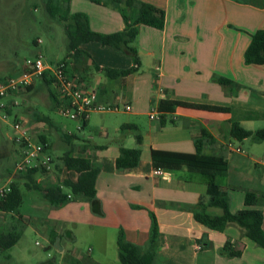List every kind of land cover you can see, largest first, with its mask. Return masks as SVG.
<instances>
[{"label": "crops", "instance_id": "crops-1", "mask_svg": "<svg viewBox=\"0 0 264 264\" xmlns=\"http://www.w3.org/2000/svg\"><path fill=\"white\" fill-rule=\"evenodd\" d=\"M141 1L163 9L166 20L161 30L141 26L135 41L141 59L138 72L122 78L107 76L106 68L129 69L133 60L120 49L98 43L81 45L84 54L67 68L77 74L71 77L80 79L85 88L97 91L99 103L131 105L130 112L120 115L116 130L126 125L136 128L128 129L130 134L117 136L115 146L85 140L83 144H73L75 156L88 158L100 170L96 188L104 216L98 221H105L118 236L122 232L128 242L145 244L147 248L153 214L160 232L156 264H196L211 243L216 264H264V249L248 240L237 225L230 224L217 232L195 220L199 200L208 199L201 176L195 178L187 170H164L160 175L151 161L153 150L195 153L196 141L207 133L218 144L207 146L205 153H222L228 162L227 171L216 183L228 194L230 210L246 208V190L264 194V142H244L243 149L234 146L235 139L230 134L234 121L256 131L255 126L264 120V65H247L244 60L252 35L264 29V0ZM70 10L86 14L96 32L111 34L125 27L118 10L91 0H71ZM81 72L92 75L91 80ZM220 78L230 80L231 85L224 86ZM32 86L34 89V83ZM161 101L181 102L188 107H178L163 121L151 120V107ZM209 107L228 108L230 112H214ZM89 124L90 118L85 127ZM137 134L142 136L140 145ZM58 147L61 144L55 146ZM136 147L141 149L139 165L130 171H119L116 159L120 148ZM78 177L77 172L63 167L57 180L76 182ZM252 208L264 212L263 204ZM144 212L148 217L145 214L140 225L136 218ZM226 243L241 255H222L220 250Z\"/></svg>", "mask_w": 264, "mask_h": 264}, {"label": "rangeland", "instance_id": "rangeland-1", "mask_svg": "<svg viewBox=\"0 0 264 264\" xmlns=\"http://www.w3.org/2000/svg\"><path fill=\"white\" fill-rule=\"evenodd\" d=\"M45 2L46 0H0V79L20 76L26 62L39 56H42L45 65L52 67L64 61L68 62L69 67L76 63V58L69 57L63 23L50 16ZM87 63L91 64V61L87 60ZM67 70L71 73H68L70 76L77 75L74 71ZM81 74L89 77V80L92 78L86 72ZM33 83L34 89L31 92L22 90L17 94L15 98L19 106L13 108L9 119L3 120V112L0 111V151L2 155H8L0 159V187L8 188L11 182L16 181L24 195V204L18 213L0 212V232L12 231L16 226L21 234L15 246L0 252V264H72L71 261L76 264H121L118 232L109 228L105 221H98L104 214L93 213L88 199L75 196L63 205L52 206L42 192L25 187L26 180L16 172L21 148L14 138L21 133L13 129V122L17 117L24 123L33 143L43 135L47 143L52 145L48 149V154L53 158L52 169L35 178L46 189L54 185L53 182L62 184L57 180L63 168L60 158L71 148L64 142L62 135L73 132L77 136L73 140L75 146L83 144V140L92 144L115 146L117 136L131 132L120 127L115 129L120 115L126 112L123 109L126 103H121L118 111H93L90 114V124L78 131V122L62 117L53 107L50 95L57 93L56 87L46 85L41 77H35ZM46 117L50 120L47 121ZM260 122L255 129L264 128V120ZM246 140H233V144L246 149L244 142H252V139ZM57 144H61V147L55 148ZM51 177H54L51 180L53 182L49 181ZM194 177L201 178L199 175ZM63 191L71 193L67 187H63ZM208 213L220 215L222 211L209 208ZM145 214L148 217V213L144 212L135 219L140 225L145 221ZM139 246L146 249L145 244ZM204 250L206 251L196 264H216L213 260V244H209Z\"/></svg>", "mask_w": 264, "mask_h": 264}, {"label": "trees", "instance_id": "trees-1", "mask_svg": "<svg viewBox=\"0 0 264 264\" xmlns=\"http://www.w3.org/2000/svg\"><path fill=\"white\" fill-rule=\"evenodd\" d=\"M92 2L111 7L118 10L124 20L125 27L122 31L104 34L93 31L89 24V18L81 12L72 13L70 10L71 0H46V10L54 19H58L64 25V30L68 40L69 57L77 59L84 54L80 46L88 43H98L101 46L114 47L124 51L133 60V65L125 70H113L106 68L105 74L111 78H122L138 72L141 68V59L135 46V41L140 33L141 26H149L156 29L165 27V11L150 3L141 0H91ZM90 57L89 54H86ZM244 60L247 65H264V29L256 31L252 35L251 43L244 53ZM68 68V62L64 61ZM68 71V70H67ZM9 78V77H8ZM44 83L48 86H55V78L48 72L41 76ZM7 78H1L4 81ZM224 86L231 85V81L225 78L219 79ZM33 85V84H32ZM30 85L24 90L31 92L33 86ZM53 107L56 109V95L51 93ZM187 104L176 101H161L158 110L165 115L173 114L178 107H186ZM188 107V106H187ZM193 108L198 106L190 105ZM208 110L214 112L229 113L230 109L222 107H209ZM10 115L13 109H8ZM255 117H261L260 114H254ZM47 121L49 117L45 118ZM87 124V123H86ZM85 124V126H86ZM84 126V127H85ZM123 129H133L135 126H123ZM231 136L243 142L246 139H252L254 142H264V128L256 131L245 129L239 122L234 121L230 130ZM64 140L71 144V148L60 158L64 168L75 171L79 174L76 182L66 179L62 184L52 185L43 189L36 181V176L46 173L45 169L33 168L21 174L26 180L25 187L29 190H37L43 193L45 199L52 206H60L73 199L75 196H83L88 199L91 210L97 215L103 214L101 201L97 196V178L100 170L86 157L74 155L73 140L76 135H62ZM138 145L142 143V136L136 135ZM39 141L49 144L45 136L41 135ZM218 141L207 133H203L201 138L195 143V153H179L153 150L151 152V161L153 167L158 170L179 171L187 170L189 173L201 176L206 182L208 199L201 198L194 212L195 220L206 228L223 232L228 225L234 224L244 231L245 237L254 242L257 246L264 249V212L252 208L256 205H264V194H257L253 191H245L246 208L237 212L230 210V200L228 194L216 183V179L222 176L228 168V162L224 154L213 153L206 154L204 149L207 146H215ZM83 151L87 150L84 146ZM8 155H2L0 159ZM141 160V149L120 148L116 159V166L119 171H130L136 168ZM59 169H61L58 166ZM48 173V172H47ZM63 187L71 190L70 194L63 191ZM69 195L71 197H69ZM24 204V195L20 189L19 183L13 181L9 184V191L0 198V212L18 213ZM209 208H218L222 211L220 215L208 213ZM152 226L150 232L149 246L142 249L140 246L128 242L124 234L120 232L117 240L119 248V259L121 264H156L157 242L160 237L159 226L156 217L151 214ZM21 220V218H20ZM13 227L12 231L0 232V252L11 249L15 246L21 237V234ZM220 253L228 258H235L241 255L240 251L233 250L230 243H226L220 250ZM72 264H76L71 261ZM78 264V263H77Z\"/></svg>", "mask_w": 264, "mask_h": 264}, {"label": "built area", "instance_id": "built-area-1", "mask_svg": "<svg viewBox=\"0 0 264 264\" xmlns=\"http://www.w3.org/2000/svg\"><path fill=\"white\" fill-rule=\"evenodd\" d=\"M45 72H48L55 78V87L57 89L56 111L62 117L78 122V131H82L85 124L90 118L93 111L106 112L118 111V104H101L98 101V93L94 89L85 88L81 80L76 77H71L68 74L67 66L64 62L57 64L55 67L45 65L42 56L35 60H28L25 64L24 72L18 77H9L4 81H0V111L3 112V120L11 117L8 109H13L19 106L16 96L26 87L33 84L35 77H41ZM123 109L126 112L131 111V105L125 104ZM163 114L158 110V106H152L149 111V117L154 121H161ZM176 116L173 119L176 120ZM13 129L20 136L14 138L16 144L21 148L18 162L16 163V172L23 174L30 169L40 168L49 172L53 167V158L48 154V145L40 141L32 142V139L27 135V129L24 123L15 118ZM65 134L72 135L73 132ZM237 151H240L238 149ZM157 173L164 174V170L158 169ZM9 191L8 188L0 187V198H3ZM69 197H71L69 195Z\"/></svg>", "mask_w": 264, "mask_h": 264}]
</instances>
